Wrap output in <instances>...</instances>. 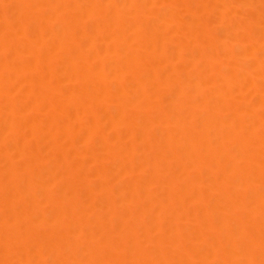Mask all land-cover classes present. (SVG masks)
Segmentation results:
<instances>
[{"label": "bare ground", "instance_id": "1", "mask_svg": "<svg viewBox=\"0 0 264 264\" xmlns=\"http://www.w3.org/2000/svg\"><path fill=\"white\" fill-rule=\"evenodd\" d=\"M0 264H264V0H0Z\"/></svg>", "mask_w": 264, "mask_h": 264}]
</instances>
